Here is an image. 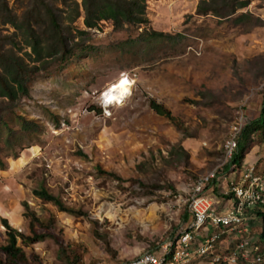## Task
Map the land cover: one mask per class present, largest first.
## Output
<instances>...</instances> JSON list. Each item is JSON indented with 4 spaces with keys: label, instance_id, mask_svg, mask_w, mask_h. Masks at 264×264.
<instances>
[{
    "label": "rangeland",
    "instance_id": "374dc122",
    "mask_svg": "<svg viewBox=\"0 0 264 264\" xmlns=\"http://www.w3.org/2000/svg\"><path fill=\"white\" fill-rule=\"evenodd\" d=\"M6 1L18 16L29 3ZM50 1L62 10L65 36L92 49L38 73L7 118L16 133V115L38 129L18 132L21 140L11 146L5 133L0 140V246L6 243L2 218L33 235L27 203L44 237L27 244L18 239L26 264H123L160 252L189 221L193 183L225 167L235 151L227 144L260 114L264 0H247L227 18L199 15L201 0H143L142 23L121 30L109 20L86 27L82 0ZM145 30L180 37L176 44L119 47ZM14 31L0 19V36L12 37L16 54L30 63L34 55ZM122 77L130 94L106 105L101 94ZM254 165L264 171V130L242 153L239 169ZM41 186L75 214L35 197ZM249 216V230L230 234L221 251L241 237L256 245L263 224L256 213ZM0 257L6 258L1 251Z\"/></svg>",
    "mask_w": 264,
    "mask_h": 264
},
{
    "label": "trees",
    "instance_id": "16d2710c",
    "mask_svg": "<svg viewBox=\"0 0 264 264\" xmlns=\"http://www.w3.org/2000/svg\"><path fill=\"white\" fill-rule=\"evenodd\" d=\"M54 1H61L62 4L67 6L70 4V0ZM247 3V0H201L198 4L197 13L199 15L211 13L217 17L227 18ZM82 7L84 11V24L88 28L95 27L100 20L111 21L116 30H121L126 25H134L142 23L143 21V0H82ZM61 12L62 10L50 0H29L26 9L18 16L9 8L6 0H0V19H2L4 24H9L14 28V34L19 32L22 35L25 45L31 49V55H34V57L29 56L30 63L25 62L14 51V48L18 46L17 42L10 36H0V140H2V135L5 133L7 146L15 144L16 139L17 141L21 140L16 138L18 132L28 133L38 129V125L35 122L27 120L20 115H16L15 117L21 124V129L17 133L7 122V118L14 113V104L17 99L28 94L29 81L38 75V73L47 71L51 66L58 65L62 67L72 57L80 56L92 49L91 46H83L78 41H72L71 38L65 36L64 28L61 24ZM247 16L245 13L239 15L236 18V22L247 18ZM79 34H86V32L80 31ZM178 37L180 36L172 37L164 32L145 30L136 39L124 41L119 47L122 48L124 45L151 47L154 44H163L166 42L176 44ZM6 39L11 44L9 48L5 44ZM263 130L264 90L262 92L259 116L244 124L242 131L236 139L237 147L230 161L222 170L215 171V176L217 177L228 173L232 166H236L237 169L241 168L242 153L248 144L252 142L253 138L257 134H261ZM242 145L244 148L240 151ZM17 157L18 155L15 156V158ZM0 165L3 166L1 160ZM212 182L215 183V179ZM33 194L44 203L53 204L59 211L72 215L75 214L74 210L66 207L57 196L51 194L43 186L34 190ZM24 207L26 208L24 216L30 219L29 226L33 235L30 236L21 233L9 223L7 218H2L1 224L5 229L4 235L6 243L0 246V251L4 253L6 258L2 259L0 257V264H26L27 256L22 247L18 245V239H21L24 244H27L28 242L32 243L44 237L41 234L39 235L34 229L33 221H39L35 213L29 211L27 203H24ZM251 213H256L261 218L263 224L262 232L258 239L255 240V243L260 246L258 253L264 255V210L257 209ZM187 216L189 218V214ZM154 249L156 250L158 247ZM234 249L235 246H229L227 249L221 251L219 246H216V250L212 254L207 257H202L191 264H208L220 252L222 258L214 264H227L223 260V257L230 255ZM149 251H153V249ZM255 254L252 251L248 259L239 256L237 264H262L263 262H253Z\"/></svg>",
    "mask_w": 264,
    "mask_h": 264
},
{
    "label": "built area",
    "instance_id": "2783aa9c",
    "mask_svg": "<svg viewBox=\"0 0 264 264\" xmlns=\"http://www.w3.org/2000/svg\"><path fill=\"white\" fill-rule=\"evenodd\" d=\"M236 147L237 141L227 144L231 155ZM208 190L217 191L212 196ZM257 209L264 210V171L258 172L256 165L243 170L233 166L229 173L217 177L215 171L206 174L197 178L191 187L189 221L181 231L168 239L160 252L147 251L123 264H191L212 254L230 234L246 233L249 230L248 214L249 219L252 218L254 213L251 212ZM228 247L229 244L224 248ZM247 250L256 253L254 263L263 262V255L258 253L259 246L244 237L223 260L227 264H237L239 256L248 259ZM221 258L217 254L208 264H214Z\"/></svg>",
    "mask_w": 264,
    "mask_h": 264
},
{
    "label": "bare ground",
    "instance_id": "6f19581e",
    "mask_svg": "<svg viewBox=\"0 0 264 264\" xmlns=\"http://www.w3.org/2000/svg\"><path fill=\"white\" fill-rule=\"evenodd\" d=\"M130 85L131 83L129 80L122 77L117 82L110 85L103 92V94H101L103 102H106V105H110L112 103L121 104L131 92L129 88Z\"/></svg>",
    "mask_w": 264,
    "mask_h": 264
}]
</instances>
